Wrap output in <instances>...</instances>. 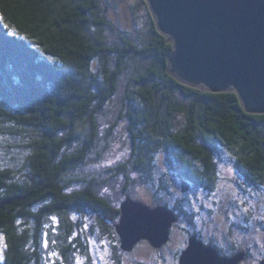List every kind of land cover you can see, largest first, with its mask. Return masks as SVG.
Segmentation results:
<instances>
[{"label":"trees","instance_id":"trees-1","mask_svg":"<svg viewBox=\"0 0 264 264\" xmlns=\"http://www.w3.org/2000/svg\"><path fill=\"white\" fill-rule=\"evenodd\" d=\"M99 2L0 0V264H76L79 253L100 264L89 244L97 236L101 246L123 250L121 209L98 194L100 182L84 165L102 145L106 107L125 71L144 59L148 67L127 86L134 167L147 174L160 156L185 191L211 190L221 147L248 180L264 182V114L246 112L233 91L203 92L173 77V46L151 8L143 44L125 36L110 44ZM186 200L164 207L179 218Z\"/></svg>","mask_w":264,"mask_h":264},{"label":"rangeland","instance_id":"rangeland-1","mask_svg":"<svg viewBox=\"0 0 264 264\" xmlns=\"http://www.w3.org/2000/svg\"><path fill=\"white\" fill-rule=\"evenodd\" d=\"M99 1L100 16L107 21L104 33L110 44H123V36L137 40L138 44L146 41L145 32L149 30L151 16L150 7L145 0ZM140 63L142 65L139 67L131 66V69L129 67L125 71L118 94L107 105L110 118L103 121L102 145L97 151L90 153L92 161L89 160L84 169L98 178V194L115 206L121 208L123 202L132 199L140 204L150 203V207L154 209L166 204L173 206L178 199L186 196L188 202L186 200L182 206H187L188 212L182 213L181 209L177 211L180 217H177L178 220L170 229L167 243L159 247L150 239H142L129 250L115 248L114 251L111 246L113 242L107 241V244L105 242L101 246L98 236L93 238L97 243L89 241V244L91 252L96 254L95 261L100 264H180L179 258L183 251L188 248L190 240L196 237L206 246L216 247L223 257L247 253L248 256L240 264H261L264 261V182L252 183L248 180L236 166L237 156L230 158L232 155L220 147L222 151L215 157L217 173L214 174L216 179L211 190L189 184V189L185 191L183 184L170 169L167 159L160 156L157 160L159 164L147 174L134 167L139 156L132 147L129 134L132 100L127 99L130 94L127 86L129 79L146 70L149 60L144 59ZM121 115L124 116L123 121L117 122L116 119ZM176 122L182 124L184 116L178 115ZM116 123L117 126L114 125ZM121 163L127 166L125 170L119 169ZM79 171L84 172L81 169ZM130 182H133L131 187L128 186ZM84 186L85 184H81L76 188ZM152 196L153 201H150ZM74 215L78 220L84 218L82 215ZM192 217L193 222L190 221ZM139 220L140 218L137 223H140ZM89 222L88 217L84 218V224L88 226ZM92 222L99 225L105 238H110L102 232L106 224L95 221L94 218ZM138 225L135 228L139 229ZM83 248L82 245L79 246V249ZM79 255L76 264H90L91 259H86V255L81 253ZM120 257L121 262L118 263Z\"/></svg>","mask_w":264,"mask_h":264},{"label":"water","instance_id":"water-1","mask_svg":"<svg viewBox=\"0 0 264 264\" xmlns=\"http://www.w3.org/2000/svg\"><path fill=\"white\" fill-rule=\"evenodd\" d=\"M147 1L159 32L173 46L168 55L173 77L203 92L233 91L246 112L264 114V0ZM120 209L117 232L127 250L142 239L157 247L167 243L178 220L164 206L152 209L132 199ZM189 243L180 264H240L246 256L223 257L196 237Z\"/></svg>","mask_w":264,"mask_h":264},{"label":"bare ground","instance_id":"bare-ground-1","mask_svg":"<svg viewBox=\"0 0 264 264\" xmlns=\"http://www.w3.org/2000/svg\"><path fill=\"white\" fill-rule=\"evenodd\" d=\"M206 245V244H205Z\"/></svg>","mask_w":264,"mask_h":264}]
</instances>
